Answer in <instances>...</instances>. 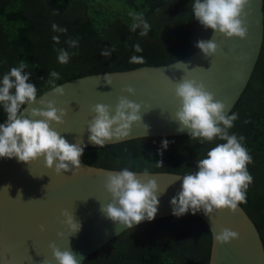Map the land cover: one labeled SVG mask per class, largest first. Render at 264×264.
<instances>
[{
    "label": "trees",
    "instance_id": "1",
    "mask_svg": "<svg viewBox=\"0 0 264 264\" xmlns=\"http://www.w3.org/2000/svg\"><path fill=\"white\" fill-rule=\"evenodd\" d=\"M195 0H0V80L12 67L24 61L29 83L37 87V97L51 89L50 73L66 81L108 72L161 66L181 60L199 49L208 39L205 29L193 16ZM264 10V0H263ZM130 13L142 14L150 25L145 36L142 26ZM67 29L54 31L52 25ZM58 36L59 43L52 37ZM77 41L70 47L67 41ZM139 44L142 51L136 52ZM59 49L70 54L68 63L58 61ZM104 49L111 50L105 58ZM143 64L130 63L132 56ZM237 113L229 134L244 137V147L252 157L247 170L253 182L246 203L239 204L255 224L264 247V37L251 78L229 112ZM7 119L0 105V123ZM168 140L167 148L162 141ZM201 142L189 135L145 137L103 147H87L81 157L87 165L109 170L128 168L134 172H166L185 175L197 170V162L218 143ZM160 162L162 166H158ZM211 234L200 218L184 214L169 216L123 231L89 255L83 264H208Z\"/></svg>",
    "mask_w": 264,
    "mask_h": 264
},
{
    "label": "water",
    "instance_id": "2",
    "mask_svg": "<svg viewBox=\"0 0 264 264\" xmlns=\"http://www.w3.org/2000/svg\"><path fill=\"white\" fill-rule=\"evenodd\" d=\"M245 11L248 13L247 37L241 40L211 33L209 39L218 45L214 56L205 57L198 50L167 65L75 78L58 85L64 89L63 96H53L50 89L30 107H39L40 99L55 100V106L64 109L66 114L63 124L52 127L69 143L82 141L84 149L96 147L89 140L87 130L94 115L91 108L97 103L114 107L122 95L142 104V121L149 129L145 133L142 124H133L127 137L113 139L105 145L145 137L189 135L187 129L180 131L178 122L173 120L179 106L172 91L173 82L184 75L202 82L216 100L227 105L226 114H229L251 78L264 37L263 0H250ZM105 75L110 77L111 84L105 82ZM128 86L134 89V94L121 91ZM24 115L27 116V110ZM108 172L118 170L90 166L82 158L81 168L60 174L54 168L45 167L42 157L29 164L15 157L0 158V264H55L50 243L61 250L70 248L83 264L89 255L129 229L118 228L100 211L101 204L110 200L105 190ZM136 173L139 176L143 172ZM182 176L149 173L148 178L155 179L163 192L158 196V211L153 220L173 216L170 201L180 191ZM64 210L73 213L81 224L75 235H70L63 223L61 212ZM186 214L203 220L210 231L208 264H264V247L258 230L240 205L235 213L225 209L210 217L203 211ZM145 222L148 221L140 224ZM222 228L238 232L239 239L216 243L214 237ZM57 233L64 235L58 237Z\"/></svg>",
    "mask_w": 264,
    "mask_h": 264
},
{
    "label": "clouds",
    "instance_id": "3",
    "mask_svg": "<svg viewBox=\"0 0 264 264\" xmlns=\"http://www.w3.org/2000/svg\"><path fill=\"white\" fill-rule=\"evenodd\" d=\"M250 0H195L192 5L194 18L212 33L225 38L245 39L248 34V13ZM136 21L131 25L135 31L142 26L141 36L147 35L150 25L144 21L142 14L130 13ZM54 31L66 32L67 29L52 25ZM53 41L59 43V37L53 36ZM70 47H77V41H67ZM205 57L214 56L218 45L212 39H201L195 45ZM136 52H141L139 44L133 46ZM58 61L66 64L70 54L59 49ZM101 56L108 58L111 50L104 49ZM144 58L132 56L130 63L143 64ZM27 64L21 61L12 67L0 80V105L3 106L7 119L0 123V158H17L19 162L29 164L38 158H43L44 166L53 169L57 174L81 168V157L84 155L82 141L69 143L52 125L64 123L65 111L55 106V100H39V107H30L37 102V87L29 83L30 73L25 72ZM51 94L63 96L64 89L55 81L60 79L58 72L50 73ZM104 80L111 84V79L105 75ZM129 95L134 94L130 86L121 89ZM172 91L179 106L174 113V121L178 122L179 130H188L192 139L201 142H211L215 139L226 141L211 148L205 158L197 162V170L182 176L180 191L170 204L172 215L183 216L189 211L195 214L203 211L206 216L213 215L218 210H228L235 213L238 205L246 203V192L253 182V177L247 170L252 163V157L244 147V137L229 134L237 113L226 114L227 105L216 100L214 94L205 85L192 78L183 76L173 82ZM142 104L131 101L127 96H120L113 107L97 103L91 108L94 113L88 124L89 140L96 146L103 147L113 139L129 135L133 124H142L145 133L149 126L144 124L141 116ZM27 110V116L24 115ZM38 118V119H37ZM169 141H162V148H167ZM158 166H162L157 162ZM147 169L139 176L127 167L118 172H108L105 178V190L110 196L106 204H101L100 211L107 219L113 221L118 228H134L136 225L155 218L160 191L155 179H150ZM180 177V176H178ZM7 188V186H6ZM18 195H20L18 193ZM63 223L70 235L77 234L81 224L76 221L73 213L67 210L61 212ZM44 230V226H40ZM64 233H57L58 237ZM218 244H226L239 239V233L228 228H222L215 235ZM49 248L55 264H81V258L70 248L61 250L55 243Z\"/></svg>",
    "mask_w": 264,
    "mask_h": 264
}]
</instances>
